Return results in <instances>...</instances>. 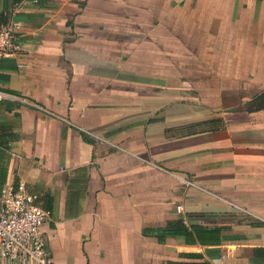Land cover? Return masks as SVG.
Masks as SVG:
<instances>
[{
  "label": "crops",
  "instance_id": "crops-1",
  "mask_svg": "<svg viewBox=\"0 0 264 264\" xmlns=\"http://www.w3.org/2000/svg\"><path fill=\"white\" fill-rule=\"evenodd\" d=\"M9 20L0 190L37 196L53 264H264L263 2L0 0Z\"/></svg>",
  "mask_w": 264,
  "mask_h": 264
},
{
  "label": "built area",
  "instance_id": "built-area-1",
  "mask_svg": "<svg viewBox=\"0 0 264 264\" xmlns=\"http://www.w3.org/2000/svg\"><path fill=\"white\" fill-rule=\"evenodd\" d=\"M259 1L264 3V0ZM22 37L23 31L19 22L15 20L0 22V59L16 55L19 52ZM8 99L16 98L0 91V101ZM77 129L99 142L106 143L105 139L89 130ZM117 149L123 150L121 147ZM151 165L162 170L158 166ZM165 172L186 186L193 185L177 173ZM36 200L37 196L28 193L21 184L5 185L1 188L0 264H53L52 258L46 252V239L41 232V226L48 213L37 205ZM228 204L243 216L261 220L242 207Z\"/></svg>",
  "mask_w": 264,
  "mask_h": 264
},
{
  "label": "trees",
  "instance_id": "trees-1",
  "mask_svg": "<svg viewBox=\"0 0 264 264\" xmlns=\"http://www.w3.org/2000/svg\"><path fill=\"white\" fill-rule=\"evenodd\" d=\"M261 97L254 98L249 103H246V110L248 113L259 111L264 108L263 103L260 102ZM217 230L205 229L204 237L206 239H214V234H216Z\"/></svg>",
  "mask_w": 264,
  "mask_h": 264
}]
</instances>
